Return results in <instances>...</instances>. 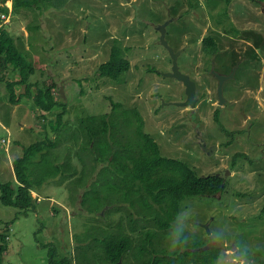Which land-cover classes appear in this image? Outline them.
<instances>
[{
  "label": "rangeland",
  "instance_id": "rangeland-1",
  "mask_svg": "<svg viewBox=\"0 0 264 264\" xmlns=\"http://www.w3.org/2000/svg\"><path fill=\"white\" fill-rule=\"evenodd\" d=\"M16 2L0 0L1 24L10 17L5 26L17 43L28 35L29 59L36 69L29 82L41 86L48 76L55 80V98L65 106L67 126L74 129L88 114H106L107 120L114 114L112 103L120 102L121 108L141 114L143 130L158 142L163 156L186 163L200 176L224 178L225 189L216 197L185 198L168 230L151 223L148 229L160 238L154 239L155 247L174 244L182 232L188 243L192 238L206 242L203 249L223 244L216 264H230L234 253L240 264H264V0H57V8L48 1ZM161 24L166 25L168 46L180 52L179 71L198 85L194 108L174 105L185 101V87L165 76L172 61L156 29ZM210 34L218 52L208 57L202 40ZM113 54L129 62L117 81L98 73ZM225 64L236 70L223 85L225 101L219 105L214 73L226 72ZM0 76L19 79L10 72ZM5 86L0 81L2 182L14 181L12 164L24 147L45 135L55 141L50 121L60 111L43 116L26 99L12 105ZM17 92L23 94L24 86ZM199 138L213 149L210 154L198 145ZM67 145L62 141L52 150L58 154L56 163L65 162ZM73 151L71 162L78 166ZM59 178L48 179L34 192L35 209L19 216L6 232L4 264H49L52 246L58 248V258L67 252L76 256L85 233L99 235L105 225L116 231L121 218L132 234L129 220L138 218V207L108 204L89 217L79 198L69 201L68 183L58 185ZM14 217L15 211L0 202V231Z\"/></svg>",
  "mask_w": 264,
  "mask_h": 264
},
{
  "label": "trees",
  "instance_id": "trees-1",
  "mask_svg": "<svg viewBox=\"0 0 264 264\" xmlns=\"http://www.w3.org/2000/svg\"><path fill=\"white\" fill-rule=\"evenodd\" d=\"M41 1L51 2L57 8V0H17L16 4L29 6ZM224 1L229 3L232 0ZM223 15H227L226 8ZM202 44L206 56L217 54L214 34L206 36ZM29 58V49H24V43H17L6 26H1L0 75L10 72L19 78L11 80L0 76V81L6 83L8 102L14 105L25 99L32 100L43 116L60 111L50 121L52 131L57 135L55 141L45 135L24 147L12 164L14 181H0V202L15 211V217L6 222L5 231H0V264H4L3 255L8 246L6 232L19 216H26L28 211L35 209L38 200L34 192H40V187L48 179L57 177H60L58 185L68 183L69 201L79 198L81 208L89 217H96L108 204L129 203L139 209L136 210L138 218L129 220L132 234L125 231L121 218L114 226L116 231L105 225L104 230L100 227L99 235L85 233L80 240L86 242L76 247V256L72 257L67 252L66 256L58 258V248L52 246L49 264H71V260H75V264H216L219 250L203 249L206 242L192 238L188 243L178 230L179 236L174 244H158L156 248L154 239L159 237L157 232L148 228L155 223L158 228L168 230L176 221L185 198L216 197L225 189L224 178L219 174L200 176L186 163L163 156L158 142L143 130L141 114L136 109L121 108L120 102L112 103L114 114L107 120L104 118L106 114H88L80 119L79 126L71 129L63 121L66 114L64 104L60 98H55V80L48 76L41 86L29 82L36 70ZM242 63L244 67L251 68L249 61ZM253 64L256 66L257 62L253 60ZM225 67L226 72L219 71V74L227 75L232 69L227 64ZM128 68L127 60L113 54L99 65L98 73L100 77L117 81ZM244 75L245 80L249 79L247 70ZM21 86L25 89L23 94L17 92V87ZM217 115L218 111L216 118ZM109 129H112L111 133ZM62 141H68L70 145L66 146L65 162L56 163L58 154L52 150ZM71 151L78 166L71 162ZM156 209H163V212ZM120 211L121 206L114 207L113 213Z\"/></svg>",
  "mask_w": 264,
  "mask_h": 264
},
{
  "label": "water",
  "instance_id": "water-1",
  "mask_svg": "<svg viewBox=\"0 0 264 264\" xmlns=\"http://www.w3.org/2000/svg\"><path fill=\"white\" fill-rule=\"evenodd\" d=\"M129 1V0H127ZM169 23V22H166ZM165 24H161L159 25L156 29L160 32V42L162 43V45L167 49V51L169 52L171 61H172V68L171 71L169 73H167L165 76L166 77H171V78H175L178 81L182 82L184 87H185V96L186 99L184 102H180V103H176L174 105L179 106V107H190V108H194L196 103H197V98L195 97L196 95V84L194 81H192L189 76L181 73L178 69V64H177V59L180 55V52H175L172 48H170L168 46V43L165 39L166 36V30H165ZM233 70L230 74L228 75H223V74H219V73H214L215 78L218 81L217 84V97H218V104L221 105L225 99L223 97V85L224 82L227 81L228 79H230L231 77H233L234 74ZM59 94L62 96H64L63 94V90L62 88H60L59 90ZM199 146L208 154H210L212 152V148H209L206 143L199 138ZM215 149V146H214ZM228 173V172H227ZM206 248H224L223 244L220 245H215V244H210V246L206 247ZM120 264V262H119Z\"/></svg>",
  "mask_w": 264,
  "mask_h": 264
},
{
  "label": "crops",
  "instance_id": "crops-1",
  "mask_svg": "<svg viewBox=\"0 0 264 264\" xmlns=\"http://www.w3.org/2000/svg\"><path fill=\"white\" fill-rule=\"evenodd\" d=\"M2 15H3V14H1V17H2ZM3 16H4V15H3ZM7 19H8V20L5 21V25L9 24L10 21H11L10 17H7ZM5 25H4V24H1L0 27H1V26L4 27ZM21 37H22V36H21ZM27 38H28V35H27V37L25 36V38L23 39V41H24L23 43H25V44H24V49H25V50H27V49L29 48V44H27V42H26V40H25V39H27Z\"/></svg>",
  "mask_w": 264,
  "mask_h": 264
},
{
  "label": "clouds",
  "instance_id": "clouds-1",
  "mask_svg": "<svg viewBox=\"0 0 264 264\" xmlns=\"http://www.w3.org/2000/svg\"><path fill=\"white\" fill-rule=\"evenodd\" d=\"M125 1H127V0H125ZM129 1H130V0H129ZM129 1H127V2H129ZM230 264H240V262H239V257H237V256L235 255V253L233 254V256H232V258H231Z\"/></svg>",
  "mask_w": 264,
  "mask_h": 264
},
{
  "label": "flooded vegetation",
  "instance_id": "flooded-vegetation-1",
  "mask_svg": "<svg viewBox=\"0 0 264 264\" xmlns=\"http://www.w3.org/2000/svg\"><path fill=\"white\" fill-rule=\"evenodd\" d=\"M232 68H234V67H232ZM235 69H236V68H235ZM231 70H232V69L229 70V72L227 73V75L231 72ZM224 83H225V82H224ZM196 85H197V83H196ZM197 86H198V85H197ZM197 86H196V87H197ZM198 145H199V143H198ZM261 150H262V149H261ZM263 151H264V150H262V153H263Z\"/></svg>",
  "mask_w": 264,
  "mask_h": 264
},
{
  "label": "bare ground",
  "instance_id": "bare-ground-1",
  "mask_svg": "<svg viewBox=\"0 0 264 264\" xmlns=\"http://www.w3.org/2000/svg\"><path fill=\"white\" fill-rule=\"evenodd\" d=\"M183 84V83H182ZM184 86V85H183ZM186 97V96H185ZM195 97H196V95H195Z\"/></svg>",
  "mask_w": 264,
  "mask_h": 264
}]
</instances>
